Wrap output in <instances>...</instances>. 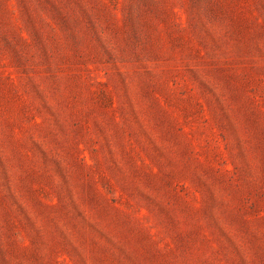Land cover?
I'll return each instance as SVG.
<instances>
[{"label": "rangeland", "instance_id": "1", "mask_svg": "<svg viewBox=\"0 0 264 264\" xmlns=\"http://www.w3.org/2000/svg\"><path fill=\"white\" fill-rule=\"evenodd\" d=\"M0 264H264V0H0Z\"/></svg>", "mask_w": 264, "mask_h": 264}]
</instances>
